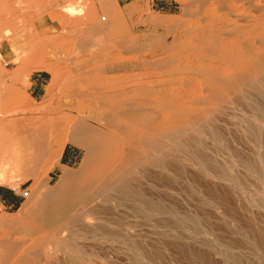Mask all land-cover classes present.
<instances>
[{"label":"bare ground","instance_id":"6f19581e","mask_svg":"<svg viewBox=\"0 0 264 264\" xmlns=\"http://www.w3.org/2000/svg\"><path fill=\"white\" fill-rule=\"evenodd\" d=\"M179 1L184 6L182 12L189 15L188 19L184 16L152 17L153 14H150L148 19L153 24L159 23L164 33L158 35L153 32L155 46L150 43L153 47L151 55L141 56V72L104 74L106 77L91 73L87 76L88 85L96 81L100 85L94 84L96 86H91V89L87 87L89 91L82 94L77 91L69 94L83 100H109L110 105L105 109L110 118L105 120L104 129L100 130V126L94 129L85 124L84 117H78L83 121L77 120L72 113V122L68 119L64 122L63 117L56 122L54 117L48 122L52 127L50 131L56 134V142L52 139L51 145H48L42 129L47 119L45 123L43 118V122L37 120L33 123V118L30 120L22 116V119L20 116L21 119L16 121L0 122V159L3 156L5 161L1 162H4L3 165L9 164L8 167L11 162L25 165L28 160L30 164L35 162L41 165L44 175L55 171L54 163L47 156L53 159L61 156L67 143L83 150L77 167L65 165L53 185L47 184V181L39 185L40 189H46L34 205L21 208L20 219L0 218V264H91L93 259L86 258L79 240L87 235H93L96 239L105 238L114 221L117 224L126 216H147L154 212L155 204L149 192L156 187L159 177L156 171L172 166L175 168V164H180L175 163L178 157L184 164L182 167L187 166L191 171L186 172L187 176L189 173V186L198 187L203 201L217 213L214 215L222 217L229 225L231 220L236 221L237 225L232 230L243 234V174L256 172L253 163L243 157V138L252 136L257 142L264 143V0ZM109 6L111 8L112 3ZM73 10L68 12L75 13ZM95 11L92 13L93 21L90 20L92 23L95 21L104 36L114 38L113 41L107 39L112 46L117 49L127 47L133 52L136 46L138 48L139 43L134 38L130 41L132 43H125L126 39L124 41L121 36L128 27L124 26L126 23L123 24L120 11L118 15L113 12V17L103 24H97L94 20ZM101 17L102 21H107V16ZM101 35H98L99 38ZM102 43H99L101 47ZM124 43L134 48L124 46ZM150 44L145 48L151 47ZM106 45L104 47L108 48ZM104 47L101 50H105ZM136 54V58H141ZM120 59L115 60L121 63ZM9 89L3 92L8 93L7 99L0 98L5 101L2 100L5 107L0 103V113L6 109V105L7 110L13 109L12 105L16 107L11 99L16 102L21 98H16L19 90L14 93ZM3 93L0 91V97H3ZM13 93L17 100L11 97ZM88 103L85 105L89 106ZM79 106L84 114L94 107ZM12 109H9L10 113ZM7 110L3 112L7 113ZM61 119L66 127L61 125ZM69 122L72 123L70 132L67 131ZM36 123L39 128L35 129L33 125ZM255 124L260 128H255ZM47 146H51L49 155ZM260 161L264 166V158ZM25 166L22 168L27 169ZM9 169H1L0 166V178L4 183L10 181L7 176ZM257 242L264 252V230L257 232ZM57 253H63L66 257H59Z\"/></svg>","mask_w":264,"mask_h":264},{"label":"rangeland","instance_id":"374dc122","mask_svg":"<svg viewBox=\"0 0 264 264\" xmlns=\"http://www.w3.org/2000/svg\"><path fill=\"white\" fill-rule=\"evenodd\" d=\"M161 1L166 4V9L162 12H159L154 6V4H156L154 3V0H139L136 4L132 5L129 13H127L123 9L118 8L115 1L113 0H0V21H2L0 23V48L2 47L5 52V56L0 55V91L3 93L9 88H12L14 91L19 90L20 94L16 91L17 95L19 94V96H16L15 94L17 99H19L21 96V100L19 99L16 101L19 103L17 104L14 100L15 97L13 96L15 92L9 89L10 92H14L11 96L14 101H12V99L10 101L15 103L16 107L10 104L13 107V109L9 108L12 109L11 111H13L11 113L9 109L7 110V105L6 109L4 108L5 111L7 110V113H4L5 111L2 108L4 112L2 111L1 113L4 114L2 115L0 113V122L2 120L4 122H6V120L13 121V119L19 120L22 116L28 119L33 118V123L35 121L37 122V120H43L45 123V120L47 119L45 123L46 125L43 124L45 126H42V129L44 130L45 137L47 136L45 139H47V142L49 141L48 145H51L52 139L54 143L56 142L54 141L56 134H54L53 131H50V129L52 130V127L48 122V119L51 121L54 117L56 122H60L59 118L63 117L64 120L61 119L62 125L63 121L66 122L65 119H68L70 122H72V113L74 118L84 117L83 119L84 122H86V125L94 129H97L99 126L100 130L104 129L105 120L110 118V114L105 109L110 105V101L106 99L93 101L89 98L83 100L82 97L76 95L73 97L69 94L76 91V93L81 92L80 94H82V92L84 93L86 90L89 91L88 88L94 84L100 85L101 83L99 81L88 85L87 76L91 73H95L98 76L100 75V77H103L105 75L107 76L115 73L123 74L124 72L126 73H124V75H129L131 72L136 74L138 71L141 72L143 70V67L140 65L142 63L141 59L142 57H148V55L150 56L152 48L155 46V43H153L155 42V39L153 40V32L158 35L164 33L159 23L153 24V22L148 19L151 17L150 14H153L152 17L159 16L164 18V16H166L167 18H170L175 16H184L183 18H189L187 13L185 15V13L182 12L184 10V6L179 0ZM111 3L113 6L110 8L109 5H111ZM113 7L116 8L113 9ZM73 8L75 10H73ZM68 10H73L75 13L73 12L70 14L71 12H68ZM94 10H96L94 13L97 12L96 17L95 15L93 16L94 20L96 19L97 24L98 22L101 24L106 22L108 23L111 16L113 17L114 15L113 12H115V15H118V11H120L123 24L126 23L124 26L128 27L127 29L125 28V34L121 35L123 39H126L127 42L124 39L125 43L130 42L131 39H135V42L139 43L138 48L137 46L134 48L131 45H126L125 43L124 46H131L134 48V52H136L135 49H141V45H143V48L138 50L136 54L132 51V49L130 50V48L128 49L127 47L121 49L118 47L120 49L119 50L116 48V46H112V42L108 41L112 39V36H104L102 31L96 27L95 21L92 23L93 20L91 18ZM145 11H147V13ZM103 15L107 16V21H102L101 16ZM64 17L65 19H63ZM136 20L138 24L135 22ZM85 29L88 33H86ZM5 30L7 31L5 32ZM98 35H101L100 38L102 40ZM170 35L171 34H169V36ZM77 36H80V38L78 39ZM96 37L98 39H96ZM90 39H92V41ZM106 40L110 43H106ZM113 40L114 38L112 41ZM70 42H72V44ZM98 42H104L102 43L103 46L101 47V44ZM148 43H152L153 47L152 44H150L151 47L148 46L150 48H145ZM50 44H52V46ZM104 44H107L106 46H108V48L104 47ZM91 46L94 47L92 48ZM103 47L105 50H101ZM89 49L90 51H88ZM135 54L138 57L139 55L142 57L136 58L134 56ZM123 56L125 58H123ZM109 57H111V59H109ZM116 58H121V63H117L115 60ZM40 69L49 70L51 72L52 78L51 83L47 88V94L44 100L41 102H35L30 98L26 86V80L33 72ZM126 82L129 83L130 81L127 80ZM5 87L9 88L6 90ZM7 96L8 93L7 95L4 94L3 97L1 96L0 98L6 97L7 99ZM2 100L3 99H0V103L3 105V107H5V103L3 104ZM86 103H88L87 105H93L94 107L90 108V110L84 114L80 112L82 109L79 110V105H82L81 108L83 106H85L84 108L89 107L85 105ZM74 108L76 110H74ZM41 118L43 119L41 120ZM79 118L77 120H81ZM83 119L81 121H83ZM70 122L68 124H70ZM64 124L65 126H62L66 127V123ZM71 124L67 128V131L69 132L71 131ZM257 127L260 128V126L255 124V128ZM33 128H39V125L36 123L33 125ZM63 129L65 130L66 128ZM63 132L65 133L66 131ZM69 132H67V134ZM259 132L262 131L259 130ZM254 138L255 137L252 136L248 138L246 137L245 139L243 138V157L245 160L251 162V164L253 163L252 165L255 166L257 172L253 174H243V223L246 224V228L243 224V234L232 230V227L234 228L237 225L236 221L231 220V225H229L226 224L222 217L214 215L216 212L212 209V207L207 205L205 201H203L204 199L201 198L200 189L198 187L195 189L194 187L191 188L189 186V173L187 176L186 172H189L190 170H188L189 168L187 166L185 167H187L188 171L185 167H182L183 163L180 162L181 160L178 157L175 163L177 162L180 164L174 165L176 169L172 166L167 170H159L158 172L156 171L157 175L159 176L155 183L156 187H154L153 190L151 189V192H149L154 200V212L147 216H126L120 220L121 222L117 221V224L116 221H114V223H112L108 228V236L105 238L98 237L96 239V237L93 235H87L84 236V238H81L79 240L80 242L78 243L83 247L86 258H88V260H90V258L93 259L90 261L91 264H264V252L261 248V245H259L257 242V232L264 230V166L260 161V159L264 158V143H259V140L257 142L256 138ZM53 142L52 145H54ZM19 144H16L17 147ZM66 146L77 147L71 143H67ZM47 148L48 151L49 149L51 151V146H47ZM48 151L46 152L48 153ZM50 151L47 155L51 154ZM6 155L7 154H5L4 157H6ZM58 156L59 157H55L57 160L55 158H49L50 156H47V158L48 160L50 159V161L55 165L58 159L61 157L60 155ZM82 156L83 150L78 148V154L69 166L77 167L82 159ZM1 160H4L3 156L0 159L1 169L10 168L8 170L9 173H7L8 179L10 181L4 183L0 178V183L14 187L20 195L28 190L29 196L26 198L23 197L21 200L22 203L16 209L10 210L0 205V218L20 219L21 208L25 206L31 207L34 205L36 200L41 197V192L46 189V187L40 189V184L47 181V184L53 185L57 181L61 170L56 169L51 173L43 175V173H41L42 166L39 164L36 165L37 163L35 162L33 163H35L36 166H32L33 163L30 164L31 161L29 162L27 159L26 160L29 163L26 161V166L22 164L25 162L23 160L24 162L19 161L22 162L19 164H22L23 166L18 165V162L15 164H13L14 162H11L12 165L10 163V167H8L9 164L3 165L4 162L2 163ZM15 165L19 166L18 168L21 166H25V168L28 167V170L22 167L19 170ZM2 166H6V168H2ZM37 166H39V168ZM178 167L181 169V171ZM172 168H174V170H172ZM23 169L24 171H22ZM175 170H177L178 173ZM23 172H26V174ZM181 172H185L184 174L186 175L182 174ZM18 173H20V176ZM193 191H195L196 194ZM160 207H162V209L164 207V209L162 210ZM175 207L176 209L174 210ZM153 213H156L157 215ZM89 221L93 222L94 220L92 221V219H89ZM57 256L66 257V255L63 253H57ZM94 261L96 262L94 263ZM52 264L69 263L52 262Z\"/></svg>","mask_w":264,"mask_h":264},{"label":"crops","instance_id":"0c3cea01","mask_svg":"<svg viewBox=\"0 0 264 264\" xmlns=\"http://www.w3.org/2000/svg\"><path fill=\"white\" fill-rule=\"evenodd\" d=\"M118 8L123 9L129 13L132 5L136 4L139 0H113ZM154 6L159 12L166 9V4L161 0H154ZM0 55L5 56L3 48H0ZM51 72L47 69H40L33 72L26 80V86L30 98L35 102H41L44 100L47 94V88L51 83ZM78 154V148L72 146H65L60 159L55 164V170H63L62 168L69 166L70 163L76 158ZM23 195L19 194L17 190L12 186H7L0 183V205L7 209H16L22 203Z\"/></svg>","mask_w":264,"mask_h":264},{"label":"built area","instance_id":"2783aa9c","mask_svg":"<svg viewBox=\"0 0 264 264\" xmlns=\"http://www.w3.org/2000/svg\"><path fill=\"white\" fill-rule=\"evenodd\" d=\"M22 195H23V197H25V198H26V197H28V196H29V191H28V190H26L25 192H23V194H22Z\"/></svg>","mask_w":264,"mask_h":264}]
</instances>
